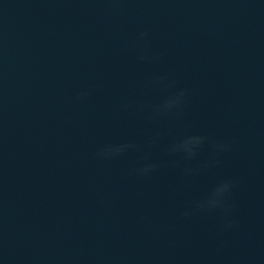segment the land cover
<instances>
[{
    "label": "water",
    "instance_id": "1",
    "mask_svg": "<svg viewBox=\"0 0 264 264\" xmlns=\"http://www.w3.org/2000/svg\"><path fill=\"white\" fill-rule=\"evenodd\" d=\"M0 264H264V0H0Z\"/></svg>",
    "mask_w": 264,
    "mask_h": 264
},
{
    "label": "clouds",
    "instance_id": "2",
    "mask_svg": "<svg viewBox=\"0 0 264 264\" xmlns=\"http://www.w3.org/2000/svg\"><path fill=\"white\" fill-rule=\"evenodd\" d=\"M143 35V34H142ZM144 59V57H141ZM157 82L162 78H156ZM185 95L184 91L177 93L174 97L169 98L166 100L159 108L156 109L159 113H166L174 108H178L182 102V98ZM126 107V106H125ZM204 137H187L179 144L173 145L169 151H182L186 154V158L190 159L192 156L195 155L194 148L198 147L204 140ZM136 145L131 144H124V145H115V146H108L103 152L97 153V155H102L104 157H110L113 155L121 154L127 148H135ZM221 150H223V145H218ZM156 165L148 164L143 166L142 168L137 169L136 171L139 174H147L148 172L155 169ZM231 185V181H223L221 182L213 191L211 197L204 201H198L196 203V210L197 211H204V210H211L217 207H224L223 196L225 193L229 191ZM225 212H227V208H224ZM187 215V213H185ZM231 224H227L225 227H231Z\"/></svg>",
    "mask_w": 264,
    "mask_h": 264
}]
</instances>
